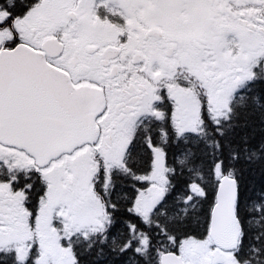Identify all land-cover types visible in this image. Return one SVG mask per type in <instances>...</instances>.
Wrapping results in <instances>:
<instances>
[{"label":"snow or ice","instance_id":"1","mask_svg":"<svg viewBox=\"0 0 264 264\" xmlns=\"http://www.w3.org/2000/svg\"><path fill=\"white\" fill-rule=\"evenodd\" d=\"M0 264H264V0H0Z\"/></svg>","mask_w":264,"mask_h":264}]
</instances>
